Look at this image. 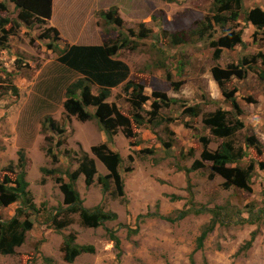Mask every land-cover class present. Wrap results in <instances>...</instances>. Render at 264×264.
<instances>
[{
    "label": "rangeland",
    "instance_id": "obj_1",
    "mask_svg": "<svg viewBox=\"0 0 264 264\" xmlns=\"http://www.w3.org/2000/svg\"><path fill=\"white\" fill-rule=\"evenodd\" d=\"M0 3V17L10 20L0 32V183L4 176L14 180L22 153L36 208L20 217L31 229L14 254L0 253V264H264V25L248 18L259 11L264 19V0H231L238 18L225 24L213 21L219 6L212 0H51L49 19L28 22L18 19L21 10L13 3ZM110 11L120 25L106 21L103 14ZM230 35H239L240 42L230 47ZM71 36L116 46L113 57L129 67L127 81L105 100L129 122L115 129L110 143L95 117L79 121L64 109L69 92L78 96L81 80L58 62L61 40L70 42ZM128 81L136 87L126 90ZM89 88L94 96L102 91ZM232 100L243 124L234 146L244 155L227 167L250 170L246 188L225 186L212 162L201 157L226 140L213 136L202 120L217 110L236 115ZM188 108H197L198 117H189ZM85 111L94 114L95 108ZM200 138L207 139L205 149ZM103 144L121 158L122 197L114 195L115 184L107 194L98 181L108 171L92 148ZM84 157L96 170L89 186L82 174L69 180ZM58 179L73 184L85 208H102L116 219L83 227L63 204ZM19 207L0 206V221H9ZM212 221L198 249L197 239ZM106 229L119 238V249ZM68 234L94 253L65 262L61 248Z\"/></svg>",
    "mask_w": 264,
    "mask_h": 264
},
{
    "label": "trees",
    "instance_id": "obj_2",
    "mask_svg": "<svg viewBox=\"0 0 264 264\" xmlns=\"http://www.w3.org/2000/svg\"><path fill=\"white\" fill-rule=\"evenodd\" d=\"M20 9L18 19L23 22H28L33 17H42L49 19L51 15V0H7ZM167 3H173L176 0H163ZM218 9L213 16V21L216 24H225L229 20H236L238 18L237 12H231V0H212ZM241 0H236L239 4ZM5 10L3 3H0V12ZM230 11V15L226 16L223 12ZM103 14V13H102ZM101 14V15H102ZM260 14V15H259ZM106 21L110 24L120 25L121 19L115 17L116 13L110 11L103 14ZM259 11H253L248 16L249 19L254 20L259 25H264V19ZM10 23L8 18L0 17V32L4 31V27ZM143 28V27H142ZM56 36H58L55 28H50ZM146 35L145 30H141L139 37L144 38ZM233 44L240 42V36L230 35ZM58 39V38H57ZM221 43L228 45L227 40H220ZM116 46H108L102 44L101 46H70L65 47L62 55L58 58V62L65 67L80 73L83 78L77 82V87L80 89L78 96L75 98V91L69 92V98L64 103V109L69 116H75L79 121H87L95 117L101 129L104 131L107 141L112 142V137L115 134V129L119 126H129L127 118H124L114 108H110L105 100L109 95L110 89L116 88L123 82L127 81L129 77V67L121 60L115 59L113 56L118 51ZM215 77L220 78L217 71L214 70ZM169 74H167V78ZM260 78L264 80V69L260 72ZM89 84L96 85L101 89L99 96L91 95ZM126 90L130 87H136L132 82H127ZM140 90V89H139ZM141 93V92H140ZM137 92L138 97L140 95ZM232 107L236 109V115L229 112L217 110L208 114L203 120V125L209 128L210 133L219 138L226 139L216 151L209 153L204 151L202 159L212 162L213 173L225 179L224 185L230 186L232 184L241 188H246L250 179V170L241 168H229L230 164L239 162L242 158V149L234 146V135L243 128L242 122L237 115L240 111L237 104L232 100ZM94 107V114L85 111L87 107ZM189 117L196 118L199 115L197 108H188L186 111ZM94 115V116H93ZM232 115V118L230 116ZM137 123L141 124L139 117H135ZM200 143L205 149L208 145L206 138H200ZM246 143L251 146L259 147L255 138H246ZM169 147L167 143L163 144ZM93 155L99 159L108 171V175L100 178L98 181L101 184L102 190L105 193H111V185L115 184L117 190L114 195L122 197L123 184L119 178L117 169L121 163V158L118 154L112 152L105 144L95 146L92 148ZM18 167L20 171L15 176L14 180L5 178L0 183V206L6 207L13 203H19L20 207L16 210L15 216L9 221H0V253L3 255L14 254V248L21 245L25 239V234L31 229V223L27 220L20 221V217L24 216L26 211H35V206L32 202L31 195L28 191V182L26 181L25 173V157L22 153L19 154ZM199 164L196 163L192 170ZM191 171L188 170V172ZM46 173H52L50 171ZM96 173L95 167L91 160L87 157L80 162L78 170L75 174L71 175L69 180H74L77 175L82 174L85 177V184L91 185L93 177ZM59 189L63 195V204L66 206L67 211L72 214H78L81 225L86 228L101 227L104 222L115 220L116 216L113 213L104 212L102 208L96 207L92 210L85 208L80 199L75 187L72 183H65L58 179ZM264 216V211L261 212ZM218 222H221L219 216L220 211L215 212ZM183 214L181 215V217ZM141 217V216H139ZM55 223L56 220H53ZM51 222V221H50ZM69 221L61 222L56 225L57 229L65 227ZM215 222L211 224L202 232L197 239V248L200 249L207 234L213 230ZM109 241L113 242L114 247L119 249L120 240L113 231L106 229ZM136 233V230L133 231ZM253 239V237H252ZM251 239V240H252ZM75 237L73 234L64 236L61 252L63 259L67 263H72L76 257L81 254H93L94 247L91 245H77L74 243ZM251 245V242H248Z\"/></svg>",
    "mask_w": 264,
    "mask_h": 264
},
{
    "label": "crops",
    "instance_id": "obj_3",
    "mask_svg": "<svg viewBox=\"0 0 264 264\" xmlns=\"http://www.w3.org/2000/svg\"><path fill=\"white\" fill-rule=\"evenodd\" d=\"M102 14V13H101ZM73 38V39H72ZM74 38H76V39H78L76 36H71V38H70V42H67V40H66V38H62V42L64 43V45H65V47H70V46H101L102 45V43H98V44H89V43H83V42H81V41H79V42H76V40H74ZM69 40V39H68ZM64 41H66V42H64ZM64 47V48H65ZM63 48V49H64ZM63 51V50H62ZM62 55V52L60 53V55L58 56V58L60 57ZM62 65V64H61ZM127 65V64H126ZM63 67H65L64 65H62ZM128 66V65H127ZM65 68H67V67H65ZM69 71H71V72H73L74 74H77V75H79V76H81V79L83 78V76L80 74V73H78V72H76V71H74V70H71V69H69V68H67ZM93 85V84H92Z\"/></svg>",
    "mask_w": 264,
    "mask_h": 264
}]
</instances>
